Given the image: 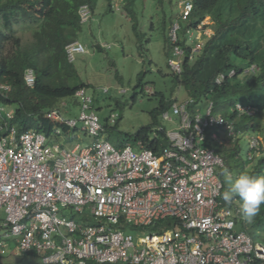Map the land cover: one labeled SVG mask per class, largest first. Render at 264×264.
<instances>
[{"label":"built area","instance_id":"1","mask_svg":"<svg viewBox=\"0 0 264 264\" xmlns=\"http://www.w3.org/2000/svg\"><path fill=\"white\" fill-rule=\"evenodd\" d=\"M179 3L181 20L187 21L192 2ZM79 14L81 23L89 22L87 6ZM180 31L178 22L169 31L167 66L176 75L185 56ZM203 31L186 33L194 53L201 49ZM85 53L80 42L66 47L70 62ZM253 66L246 73L258 70ZM225 78L219 75L216 84ZM24 81L34 85L32 69ZM8 91L0 84V96ZM75 98L76 117L52 110L45 118L77 129L91 139L86 146L64 147L42 133H19L11 126L13 113L0 104V255L5 238H11L20 253L40 264H264V245L240 230L238 207L233 211L220 201L224 182L217 170L223 160L212 145L222 143V130L227 137L235 134L233 124L214 113L213 102H206L205 113L201 108L193 113V100L174 101L161 115L169 129L158 127L167 146L155 154L140 144L116 148L103 140L94 98L84 89ZM234 111L255 113L240 103ZM115 119L112 114L109 122ZM258 144L254 138L250 148Z\"/></svg>","mask_w":264,"mask_h":264},{"label":"trees","instance_id":"2","mask_svg":"<svg viewBox=\"0 0 264 264\" xmlns=\"http://www.w3.org/2000/svg\"><path fill=\"white\" fill-rule=\"evenodd\" d=\"M104 1L108 12L113 13L115 0ZM190 1L193 8L187 21L181 20L177 7L179 0H168L171 11L164 13L163 17L161 31L165 56L167 59L170 57L172 43L169 31L176 22L181 26V41L178 45L185 50L182 72L179 75L173 73V80L177 87L184 89L187 99L193 100L191 112L201 108L202 103L211 101L214 113L233 124L235 136L223 138L222 143L214 147L223 160V168L218 174L220 179L224 182L220 173L225 167L237 175L248 171L256 176H264L263 145L259 143L255 149L250 148L252 139L264 133V0ZM99 2L100 0H0V84L9 87V91L0 96V104L13 109L11 126L19 133H42L52 142L64 147L75 143L80 134L77 129L60 126L47 120L45 116L52 110H59L68 118L77 116L72 110L79 104L75 94L81 89L87 91L90 85L81 81L74 65L75 60L70 62L68 59L66 47L70 43L84 41V26L87 23H81L80 8L88 7L91 22ZM119 2L124 15L131 22L132 32L141 49L143 35L138 24L137 0ZM160 3L162 4L161 0ZM206 18H209L210 25L204 24ZM151 26L154 28L153 23ZM17 27L19 28L16 29ZM199 27L210 28L212 35L205 37L200 51L194 53L186 33L195 32ZM20 30L28 32L31 39H24ZM146 42L149 44L150 41ZM94 48L98 52L102 51L99 44H95ZM253 65L258 70L246 73ZM28 69H32L35 75L32 87H28L24 81V74ZM231 72H234L233 77H229ZM221 74L226 78L217 85L216 78ZM144 76L145 74H140L137 78L132 102H136L145 92L147 84L144 83ZM151 95L160 98L159 107L151 113L153 123L133 136L126 135L112 143L116 148L131 145L138 149L140 144L143 149L159 154L167 146L165 135L156 128L157 117L168 111L174 101L166 100L162 94ZM62 102L67 103V109L61 107ZM237 103L254 108V115L240 116L234 111ZM101 124V136L110 135L113 127L109 125V120H104ZM242 138L249 140L248 154L245 157ZM109 139L106 138L110 142ZM249 155H252L251 158ZM220 201L228 207L237 201L240 209L238 198L231 203L225 202L222 197ZM164 223L168 224L161 222L159 226ZM239 228L254 242L264 245V209L252 223L243 219Z\"/></svg>","mask_w":264,"mask_h":264},{"label":"rangeland","instance_id":"3","mask_svg":"<svg viewBox=\"0 0 264 264\" xmlns=\"http://www.w3.org/2000/svg\"><path fill=\"white\" fill-rule=\"evenodd\" d=\"M161 1L162 4L160 0H137L138 24L140 33L143 35L141 49L132 32L131 22L124 15L119 0H115L113 13H109L105 1L100 0L92 21L84 26V41H78L84 45L86 53L76 56L74 65L81 81L90 85L87 93L95 100L94 106L101 123L109 120L112 114L116 116L114 124L109 122V125L113 127L110 135L102 136L103 140L109 137L111 144L126 135L133 136L153 123L151 113L159 107L160 98L152 97L151 94H162L166 100L179 103L187 100L184 89L176 86L173 73L167 66L168 59L165 56L161 30L164 13L167 14L171 10L168 0ZM152 23L154 28H151ZM204 24H211L209 18H206ZM19 33L24 39H31L28 32L20 30ZM211 35L210 28L204 29L203 36L198 37V41L203 42L205 37ZM147 40L150 41L149 44ZM95 44H99L102 51L95 50ZM253 67L256 69V65ZM140 74H145L144 83L147 86L144 94L140 95L136 102H132ZM104 89L108 91L105 92ZM121 90L126 92L121 93ZM77 107L72 108L75 114L78 112ZM200 107L202 113H205L206 102ZM9 110L13 111L12 108ZM159 126L169 129V125L161 120V116L157 117L156 128ZM221 134L222 138L227 137V131L222 130ZM263 134L255 138L264 149ZM75 142L86 146L91 143V139L80 134ZM241 142L244 148L243 157H245L248 154L249 140L242 138ZM215 145L217 143H213V147ZM219 172L220 170H217V174ZM234 206L239 207L237 201L231 205L233 211ZM238 222L240 227L241 222L239 220ZM4 251L0 264H40L38 259H31L24 255L13 256L7 248Z\"/></svg>","mask_w":264,"mask_h":264},{"label":"clouds","instance_id":"4","mask_svg":"<svg viewBox=\"0 0 264 264\" xmlns=\"http://www.w3.org/2000/svg\"><path fill=\"white\" fill-rule=\"evenodd\" d=\"M226 189L221 193L222 199L231 203L238 198L242 218L252 223L264 209V176H256L248 171L238 175L225 167L221 171Z\"/></svg>","mask_w":264,"mask_h":264},{"label":"crops","instance_id":"5","mask_svg":"<svg viewBox=\"0 0 264 264\" xmlns=\"http://www.w3.org/2000/svg\"><path fill=\"white\" fill-rule=\"evenodd\" d=\"M5 248H7L8 251H9L13 256H20V255L23 256V255H24V256H27V257H29V258H31V259H32V258H33V259L35 258L34 256L20 253L19 250H18V248H17V245H16L15 241H14L13 239H11V238H5L4 250H5ZM4 250H3V253L0 255V258H1V256L4 255V253H5ZM35 259H37V258H35Z\"/></svg>","mask_w":264,"mask_h":264}]
</instances>
